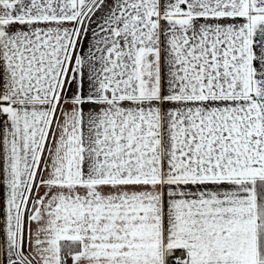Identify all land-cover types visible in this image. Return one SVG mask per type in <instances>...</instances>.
I'll use <instances>...</instances> for the list:
<instances>
[{
  "label": "snow or ice",
  "instance_id": "obj_1",
  "mask_svg": "<svg viewBox=\"0 0 264 264\" xmlns=\"http://www.w3.org/2000/svg\"><path fill=\"white\" fill-rule=\"evenodd\" d=\"M0 264H264V0H0Z\"/></svg>",
  "mask_w": 264,
  "mask_h": 264
}]
</instances>
